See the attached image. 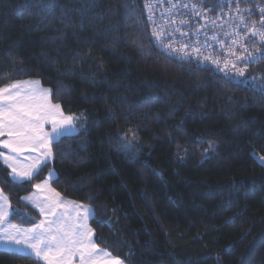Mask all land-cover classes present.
Wrapping results in <instances>:
<instances>
[{
	"label": "trees",
	"instance_id": "trees-1",
	"mask_svg": "<svg viewBox=\"0 0 264 264\" xmlns=\"http://www.w3.org/2000/svg\"><path fill=\"white\" fill-rule=\"evenodd\" d=\"M153 1L0 0V87L39 81L83 118L31 180L11 183L0 156L9 221H40L23 197L54 172L57 192L95 210L96 244L125 264H264V58L225 77L159 51ZM0 264L44 262L0 247Z\"/></svg>",
	"mask_w": 264,
	"mask_h": 264
},
{
	"label": "snow or ice",
	"instance_id": "snow-or-ice-1",
	"mask_svg": "<svg viewBox=\"0 0 264 264\" xmlns=\"http://www.w3.org/2000/svg\"><path fill=\"white\" fill-rule=\"evenodd\" d=\"M164 0H158V3ZM169 7L165 12L171 16L173 10L177 7L172 0H167ZM236 4L237 18L243 24L244 28L252 37H259V41L264 45V7L260 8L259 27L251 20V9H241L239 0H233ZM188 7V5H183ZM151 11V6H148ZM195 8V5L192 6ZM247 14V20L245 15ZM165 13H162L163 16ZM149 21L154 25L151 38L154 44H157L167 54L172 55L180 51L187 56L184 49L188 45H181L179 50L174 47L169 29L164 24H156L151 15ZM174 23V21H173ZM180 23H187L181 20ZM179 29H171L172 32ZM181 35H185L181 33ZM227 35V34H226ZM239 36V33H237ZM247 37L234 39L233 45L240 43L244 52L248 53L247 47H244L243 41ZM168 41V42H165ZM231 51V49H230ZM193 52L200 54L199 48H193ZM232 55L235 56L233 52ZM264 58V53L253 57L251 53L246 56H236L237 62L252 63ZM204 60H211L213 64L219 65L221 61L212 59L210 55L203 57ZM230 61H224V67L228 68ZM232 68L236 69V64L232 63ZM223 70V69H222ZM240 76L244 75V69H236ZM229 75L225 72V76ZM264 91V85L260 86ZM49 89L40 87L39 81H17L0 87V136L7 135L8 139L0 141L4 148L9 149V153L0 152L4 162L11 168V183L31 180L42 165H45L47 158L53 155L51 144L53 140L63 138L65 135L74 131L76 125L74 120L77 118L68 115L65 116L61 110V105L52 103ZM45 124H51V133L44 131ZM38 153L32 157V163L26 166L18 167V157L25 151ZM43 150V151H41ZM35 187L44 190L47 187V181L43 185L36 184ZM53 195L45 197L44 201L33 199V197H24L25 200H33L41 214H50L56 216V209L61 206L71 205L76 211L77 222L69 224L63 220L66 213L60 217L50 220L47 223L41 221L32 228H20L17 225L8 224L7 228H0V244L7 247L17 246L16 251L27 253L29 258H35L37 261H43L44 264H73L75 257L79 258L80 264H124V262L112 255L106 249H101L93 239V230L88 226V219L95 218V210L91 207L76 204L73 201H62L58 198L60 193L55 189H48ZM11 205L8 197L0 192V224L6 222ZM81 210L83 215L81 214ZM103 239V238H100Z\"/></svg>",
	"mask_w": 264,
	"mask_h": 264
},
{
	"label": "built area",
	"instance_id": "built-area-1",
	"mask_svg": "<svg viewBox=\"0 0 264 264\" xmlns=\"http://www.w3.org/2000/svg\"><path fill=\"white\" fill-rule=\"evenodd\" d=\"M172 2L177 7L173 10L171 16L165 12L169 7L167 0L161 3L155 0L148 4L146 7L147 16L151 15L156 24H164L168 27L169 35L176 49L179 50L181 45H188L184 49V52H187L188 55L184 56L180 51L169 55L159 45L154 44V39L152 38L153 45L159 51L171 57L198 62L202 66L210 67L219 75L225 76V72H228L229 75L225 77H236L237 75L240 77L236 69H244V75L246 74L251 63L236 61V56H243L244 48L241 47L240 43L233 45L232 41L247 37L243 43L244 47H247L248 52L254 49V46L259 44L260 41L259 37H252L237 18L236 4L233 0H226L225 8H217L213 5L214 3L212 4L208 0H172ZM183 5H188V7ZM193 5H195V8L192 7ZM148 6H151V11ZM239 7L241 9H251V20L247 22L249 25L255 22L257 27H259L260 8L262 6H257L259 14L253 12L252 6H245L239 2ZM162 13H165L163 18L161 16ZM245 19L247 20V14ZM181 20L187 21V23L182 24L180 23ZM152 27H154L153 24ZM176 28L179 30L171 31V29ZM181 33L185 35H181ZM237 33H239V36H237ZM250 44L253 47L251 49L249 48ZM193 48H199L200 54L193 52ZM233 52L235 56L232 55ZM206 55H210L212 59L219 60L221 63L216 65L211 60H204L203 57ZM226 60L230 61L228 68L224 67V61ZM232 63L236 64V69L232 68ZM246 81L251 82L249 78Z\"/></svg>",
	"mask_w": 264,
	"mask_h": 264
},
{
	"label": "crops",
	"instance_id": "crops-1",
	"mask_svg": "<svg viewBox=\"0 0 264 264\" xmlns=\"http://www.w3.org/2000/svg\"><path fill=\"white\" fill-rule=\"evenodd\" d=\"M24 81H31V80H24ZM16 82H17V81H16ZM13 83H15V82H13ZM46 127H47V125L44 126V131L51 133V131H52V127H51V128H50L49 126H48V128H46ZM7 139H8V136H7L6 134L3 135V136H0V141L7 140ZM58 139H59V138H58ZM54 141H56V140H53V142H54ZM53 142H52V143H53ZM51 145H52V144H51ZM0 147H1V149H2L1 152L5 153V154H12V155H15L14 153H9V149L4 148L2 144H0ZM41 151H43V150H41ZM33 155H34V154H32L31 151L25 150V151H24V152L18 157V167L21 166V165L26 166V165H28V164H31V163H32V159H31L32 157H31V156H33ZM37 155H39V154L37 153L36 156H37ZM52 157H53V155H52L51 157L47 158V161L51 160ZM1 158H3V157L1 156ZM3 160H4V159H3ZM6 165H7V164H6ZM7 166H8V165H7ZM10 169H11V168H10ZM11 172H12V170H11ZM48 180H49V179H48ZM48 180H46V181H48ZM51 181H52V179H51ZM51 181H49L48 183H49V187L52 189V187L50 186ZM44 182H45V181H44ZM44 182H42V185L44 184ZM36 191H37V190H36ZM0 192H2L1 189H0ZM49 192H50V191H48L46 194L42 195L41 197L38 196V197L36 198V200L40 199L41 201H44V200H45V197H51L52 194H51V192H50V193H49ZM56 192H57V191H56ZM2 194H3L4 196H6L3 192H2ZM60 196H61V197L58 198L59 200H62V201H73V200H70V199H67V198L63 197L62 195H60ZM27 197H29V195H28ZM26 201H27L28 203H30L31 205H33L35 208H37V210H38L39 213H40L39 208L36 207V204L33 203L32 200H26ZM31 201H32V202H31ZM8 202H9V204H10L9 199H8ZM73 202H75L76 204H79V205H83V206H85V207H89V206H86V205H84V204H82V203H80V202H76V201H73ZM10 205H11V204H10ZM11 213H12V208L10 207V209H9V215H8V217H7V220H6L5 223L0 224V228H7V227H8V224L16 225V224L11 223V222L9 221L10 216H11ZM62 213H66V215L63 216V219H64L65 221H67L69 224H74V223L77 222L76 211L72 208L71 205L61 206V207L57 208V209H56V216H55V217L52 216V215H50V214H47V212H46V214H41V213H40V214H41V220H40V222H41V221H45V223H47V222L50 221V220H53V219H56L57 217H60ZM81 214L83 215L82 210H81ZM51 217H52V218H51ZM90 218H91V217H90ZM40 222H39V223H40ZM39 223H37V224H39ZM89 225H90V224H89ZM17 226H18V225H17ZM18 227H20V228H32L33 226H32V227H22V226H18ZM90 227H91V226H90ZM91 229H92V227H91ZM93 233H94V231H93ZM93 239H94V235H93ZM94 240H95V239H94ZM0 247H1V248H5V249H10V250H15L17 246L13 245V246H11V247H7V246H5V245H3V244H0ZM98 247H99V246H98ZM99 248H100V247H99ZM15 251H16V250H15ZM77 260H79L78 257H75V258L73 259V264H80V262L77 261Z\"/></svg>",
	"mask_w": 264,
	"mask_h": 264
},
{
	"label": "rangeland",
	"instance_id": "rangeland-1",
	"mask_svg": "<svg viewBox=\"0 0 264 264\" xmlns=\"http://www.w3.org/2000/svg\"><path fill=\"white\" fill-rule=\"evenodd\" d=\"M243 76H245V75H243ZM251 81H253V78H251L250 79ZM31 81H36V80H31ZM11 84V83H10ZM40 87H42V88H45V89H49V88H46V87H43L42 85H41V83H40ZM50 90V89H49ZM50 93H51V90H50ZM50 98H51V101H52V97L50 96ZM53 103V102H52ZM55 104V103H54ZM61 110H62V108H61ZM63 111V110H62ZM64 113V112H63ZM64 115L65 116H68L67 114H65L64 113ZM74 117H76L77 119L76 120H74V124L76 125V128H75V130L74 131H72V132H70L69 134H73V133H76V132H79L81 129H83L82 127V124H83V118L81 117V116H74ZM47 125V127L46 128H48V126L51 128V124H45V126ZM32 154H34L33 156H31V157H35L36 156V154L37 153H34V152H31ZM255 157L262 163V164H264V157L263 156H260V155H257V154H255ZM2 160H3V158H2ZM4 161V160H3ZM50 161V160H49ZM48 162V161H47ZM46 162V163H47ZM43 166V165H42ZM56 177V174L54 173V172H51L49 175H48V177H47V179L46 180H48L47 181V187L44 189V190H40V189H37L36 187H35V190L32 192V193H29L28 195H29V197H33V199H36L38 196H42V195H44V194H46L47 192H48V189H51L50 187H49V181H51V179L53 180L54 178ZM45 180V181H46ZM44 182V181H43ZM38 184H41L42 185V182H40V183H38ZM50 186L52 187V189H54L53 188V186H52V181H51V184H50ZM1 189V188H0ZM2 190V189H1ZM37 190V191H36ZM56 191V190H55ZM3 192V191H2ZM4 193V192H3ZM50 193V192H49ZM59 193V192H58ZM5 194V193H4ZM52 194V193H51ZM6 195V194H5ZM28 195H25L24 197H27ZM53 195V194H52ZM61 195V194H60ZM7 196V195H6ZM8 197V196H7ZM23 197V198H24ZM61 197V196H60ZM59 197V198H60ZM9 199V198H8ZM24 201H26L25 199H23ZM39 201H41L40 199H38ZM33 201V200H32ZM31 201V202H32ZM27 202V201H26ZM28 203V202H27ZM11 204V203H10ZM28 204H30V203H28ZM31 205V204H30ZM32 207H34L33 205H31ZM12 208V207H11ZM35 208V207H34ZM36 210H37V208H35ZM38 211V210H37ZM39 212V211H38ZM41 215V214H40ZM52 218V217H51ZM41 220V219H40ZM64 220V219H63ZM90 220H91V218H89L88 219V221H87V223H88V226L90 227ZM40 222V221H39ZM38 222V223H39ZM91 228V227H90ZM93 230V229H92ZM79 259V258H78ZM77 261H79V260H77ZM125 264V263H124Z\"/></svg>",
	"mask_w": 264,
	"mask_h": 264
},
{
	"label": "bare ground",
	"instance_id": "bare-ground-1",
	"mask_svg": "<svg viewBox=\"0 0 264 264\" xmlns=\"http://www.w3.org/2000/svg\"><path fill=\"white\" fill-rule=\"evenodd\" d=\"M258 4V3H257ZM220 5V4H219ZM255 5V4H254ZM259 5H260V3H259ZM218 6V5H217ZM221 6V5H220ZM253 6V5H252ZM263 6H264V4H263ZM262 6V7H263ZM253 8H254V6H253ZM260 44V43H259ZM252 46V45H251ZM261 46V45H260ZM253 48V47H252ZM255 49H256V47H255ZM254 50V49H253ZM259 50V49H258ZM257 50V51H258ZM252 51V50H251ZM260 51H262L261 49H260ZM164 53V52H163ZM243 53V56H246V55H248V53H250V52H248V53H245V52H242ZM251 54L253 55V57H257L258 55L257 54H253L252 52H251ZM193 61V60H192ZM198 63V62H197ZM252 63H254V62H252ZM251 63V64H252ZM199 64V63H198ZM202 66V65H201Z\"/></svg>",
	"mask_w": 264,
	"mask_h": 264
}]
</instances>
